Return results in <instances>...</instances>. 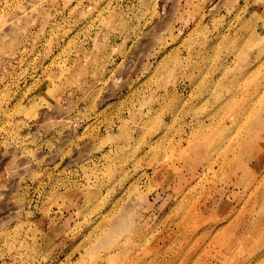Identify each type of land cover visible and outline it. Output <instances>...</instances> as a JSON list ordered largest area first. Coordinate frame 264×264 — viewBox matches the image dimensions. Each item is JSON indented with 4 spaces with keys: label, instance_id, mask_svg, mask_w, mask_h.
<instances>
[{
    "label": "rangeland",
    "instance_id": "1",
    "mask_svg": "<svg viewBox=\"0 0 264 264\" xmlns=\"http://www.w3.org/2000/svg\"><path fill=\"white\" fill-rule=\"evenodd\" d=\"M0 264H264V0H0Z\"/></svg>",
    "mask_w": 264,
    "mask_h": 264
}]
</instances>
